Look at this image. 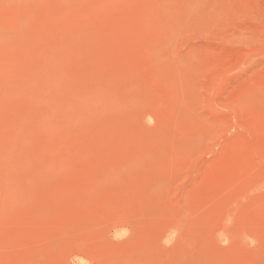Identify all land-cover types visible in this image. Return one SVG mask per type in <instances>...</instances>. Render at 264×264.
I'll list each match as a JSON object with an SVG mask.
<instances>
[{
	"label": "rangeland",
	"instance_id": "rangeland-1",
	"mask_svg": "<svg viewBox=\"0 0 264 264\" xmlns=\"http://www.w3.org/2000/svg\"><path fill=\"white\" fill-rule=\"evenodd\" d=\"M0 264H264V0H0Z\"/></svg>",
	"mask_w": 264,
	"mask_h": 264
}]
</instances>
